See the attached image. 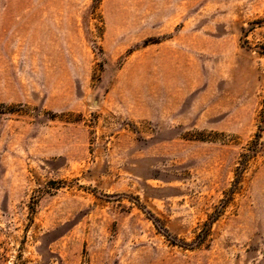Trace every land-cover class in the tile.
<instances>
[{"label":"rangeland","instance_id":"rangeland-1","mask_svg":"<svg viewBox=\"0 0 264 264\" xmlns=\"http://www.w3.org/2000/svg\"><path fill=\"white\" fill-rule=\"evenodd\" d=\"M0 264H264V0H0Z\"/></svg>","mask_w":264,"mask_h":264}]
</instances>
